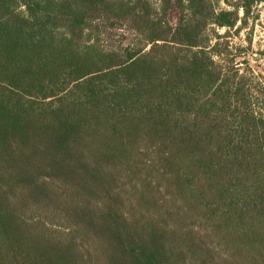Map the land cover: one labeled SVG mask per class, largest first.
<instances>
[{
    "label": "trees",
    "instance_id": "1",
    "mask_svg": "<svg viewBox=\"0 0 264 264\" xmlns=\"http://www.w3.org/2000/svg\"><path fill=\"white\" fill-rule=\"evenodd\" d=\"M261 3L0 0V264H264Z\"/></svg>",
    "mask_w": 264,
    "mask_h": 264
},
{
    "label": "rangeland",
    "instance_id": "2",
    "mask_svg": "<svg viewBox=\"0 0 264 264\" xmlns=\"http://www.w3.org/2000/svg\"><path fill=\"white\" fill-rule=\"evenodd\" d=\"M156 4V0H152ZM241 16V13H240ZM252 17L255 20H249V25L239 32L238 35L231 30L227 41L234 54H239V60H246L254 72L264 75V3L256 5L252 10ZM224 30H220L223 34ZM250 40V51L245 57L242 54L243 48L248 46Z\"/></svg>",
    "mask_w": 264,
    "mask_h": 264
}]
</instances>
